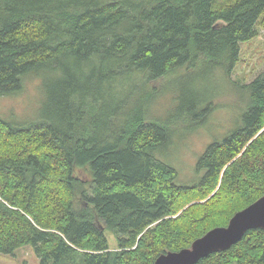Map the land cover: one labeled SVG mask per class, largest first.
I'll list each match as a JSON object with an SVG mask.
<instances>
[{
    "label": "trees",
    "instance_id": "16d2710c",
    "mask_svg": "<svg viewBox=\"0 0 264 264\" xmlns=\"http://www.w3.org/2000/svg\"><path fill=\"white\" fill-rule=\"evenodd\" d=\"M261 24L264 0H0V95L30 76L53 83L42 118L0 119V254L155 264L259 200L264 74L243 86L244 126L210 145L195 186L154 158L169 126L144 108L175 77L195 81L187 93L201 102L195 73L230 79ZM198 264H264V229Z\"/></svg>",
    "mask_w": 264,
    "mask_h": 264
},
{
    "label": "rangeland",
    "instance_id": "374dc122",
    "mask_svg": "<svg viewBox=\"0 0 264 264\" xmlns=\"http://www.w3.org/2000/svg\"><path fill=\"white\" fill-rule=\"evenodd\" d=\"M263 74L264 25L261 24L258 26V36L241 44L240 61L230 79L223 72H213L207 68L195 73V79L197 76L204 78L201 82V102L199 99L196 101L192 94L188 95L187 92L194 93L195 81L187 77L165 81L155 91L144 108L146 122L167 124L169 138L167 144L154 151L153 155L176 169L179 185L199 184L205 172L199 171L198 163L210 145L224 142L244 126L247 104L242 88ZM48 83L30 76L23 80L18 91L0 95V119L23 124L42 118L53 84ZM79 172L81 177L90 179L87 172ZM108 239L110 248L116 249V238L109 235ZM0 263L40 264V260L33 247L26 246L14 255L0 254Z\"/></svg>",
    "mask_w": 264,
    "mask_h": 264
},
{
    "label": "water",
    "instance_id": "95a60500",
    "mask_svg": "<svg viewBox=\"0 0 264 264\" xmlns=\"http://www.w3.org/2000/svg\"><path fill=\"white\" fill-rule=\"evenodd\" d=\"M255 229H264V195L255 203L236 213L228 226L217 227L179 252L160 255L155 264H198L214 253L224 252L239 243Z\"/></svg>",
    "mask_w": 264,
    "mask_h": 264
}]
</instances>
